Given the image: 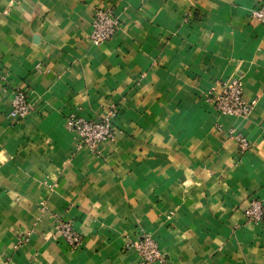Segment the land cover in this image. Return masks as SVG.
Listing matches in <instances>:
<instances>
[{
	"label": "crops",
	"instance_id": "0c3cea01",
	"mask_svg": "<svg viewBox=\"0 0 264 264\" xmlns=\"http://www.w3.org/2000/svg\"><path fill=\"white\" fill-rule=\"evenodd\" d=\"M260 2L0 0V264H138L126 244L141 233L168 264H264V220L244 213L253 198L264 208ZM100 8L119 27L93 45ZM233 75L254 102L246 117L206 100ZM17 88L21 121L8 116ZM111 104L114 140L78 148L68 114L96 120ZM56 218L80 233L76 249Z\"/></svg>",
	"mask_w": 264,
	"mask_h": 264
},
{
	"label": "built area",
	"instance_id": "2783aa9c",
	"mask_svg": "<svg viewBox=\"0 0 264 264\" xmlns=\"http://www.w3.org/2000/svg\"><path fill=\"white\" fill-rule=\"evenodd\" d=\"M250 17L264 24V0L250 10ZM188 15L185 21L188 20ZM119 27V20L108 8L97 9L92 20L88 39L93 45H99L111 39ZM3 80L5 77H1ZM206 100L221 115H238L246 117L250 114L254 102L247 101L244 97L243 83L239 76L233 75L221 82H214L210 87ZM30 112L28 92L26 89L17 88L11 91L8 116L15 120H24ZM118 114L117 107L113 104L99 119H88L76 112H71L67 117V124L75 133L77 147L87 148L95 152L99 145L114 140L113 120ZM230 137L236 142L240 152L246 151L249 140L242 134L230 131ZM42 208L46 207L44 200L40 201ZM246 220L255 224L264 220V208L257 199H251L245 208ZM54 235L58 237L70 250L76 249L81 242V235L74 229L69 220L56 218L53 225ZM126 246L133 247L138 255V264H168L164 253L157 242L148 233H141L133 241H128Z\"/></svg>",
	"mask_w": 264,
	"mask_h": 264
}]
</instances>
